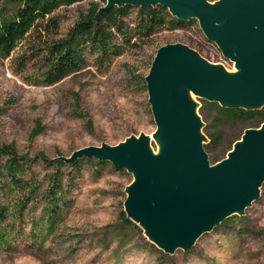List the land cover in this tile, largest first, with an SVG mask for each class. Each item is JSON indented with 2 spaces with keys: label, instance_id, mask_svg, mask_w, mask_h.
Here are the masks:
<instances>
[{
  "label": "rangeland",
  "instance_id": "obj_1",
  "mask_svg": "<svg viewBox=\"0 0 264 264\" xmlns=\"http://www.w3.org/2000/svg\"><path fill=\"white\" fill-rule=\"evenodd\" d=\"M90 1L61 6L40 20L9 57H0V145L12 144L19 153L31 156L68 157L82 148L117 145L146 134L155 155L157 125L148 90L137 76L148 73L157 49L183 43L229 73L236 72L235 64L205 36L196 20L183 28L167 23L103 66L96 55H88V65L80 71L52 85L40 83L46 48L66 35ZM131 12L129 19L134 20L136 7ZM52 16L60 18L58 29L49 22ZM192 99L200 101L193 93ZM86 116L93 122L91 130ZM38 123L43 129L33 135ZM50 172L42 161L31 170V176L42 183L41 192ZM62 175L65 191L56 225L51 228L42 222L48 215L45 203L41 195L34 196L23 214L9 218L12 237L0 241V264H264V182L260 196L242 215H232L193 246L167 253L127 214V187L133 174L109 161L100 165L84 158L79 169L64 166ZM22 196L18 191L10 194L12 213ZM35 223L41 227L35 228Z\"/></svg>",
  "mask_w": 264,
  "mask_h": 264
},
{
  "label": "water",
  "instance_id": "obj_2",
  "mask_svg": "<svg viewBox=\"0 0 264 264\" xmlns=\"http://www.w3.org/2000/svg\"><path fill=\"white\" fill-rule=\"evenodd\" d=\"M162 5L181 19H197L205 36L240 72L229 73L194 48L160 46L145 75L148 101L160 146L156 157L150 135L103 143L59 156L67 162L94 157L133 174L126 211L167 253L193 246L226 218L260 196L264 182V122L245 129L222 160L211 163L198 98L222 106H264V0H106L113 6Z\"/></svg>",
  "mask_w": 264,
  "mask_h": 264
},
{
  "label": "trees",
  "instance_id": "obj_3",
  "mask_svg": "<svg viewBox=\"0 0 264 264\" xmlns=\"http://www.w3.org/2000/svg\"><path fill=\"white\" fill-rule=\"evenodd\" d=\"M80 1L83 0H0V57H9L18 43L40 20L46 19L61 6ZM105 5L106 0H91L87 10L80 12L66 35L48 45L41 59L43 72L39 77L40 83L52 85L80 71L88 65V55H96L97 63L103 66L111 58L120 55L125 47L138 46L167 23L176 28H183L197 20H181L162 5L127 4L103 9ZM134 7L137 14L135 19L131 20L129 17ZM49 19L50 24L58 29L60 18L52 16ZM137 77L141 86L147 88L145 75ZM199 100V113L205 123L203 131L208 137L204 148L211 163L225 158L245 129L259 127L264 122V106L257 109L231 108L218 102L202 98ZM86 118V127L91 130L93 122L88 116ZM42 129L38 123L33 135L39 134ZM84 158L95 159L100 165L107 163L106 160L85 156L72 162L64 161L60 157H48L44 153L31 156L19 153L12 144L0 145V241L8 242L12 237L9 218L23 214L33 197L38 194L43 197L48 214L42 222L51 228L54 227L60 218V202L65 191L62 168L69 165L79 169L80 159ZM39 161L51 169L44 192H41L42 183L30 174L34 164ZM14 191L23 193L15 203L16 213L11 212L13 204L10 202V194ZM232 217L225 219L221 224ZM34 227L41 226L35 223Z\"/></svg>",
  "mask_w": 264,
  "mask_h": 264
},
{
  "label": "bare ground",
  "instance_id": "obj_4",
  "mask_svg": "<svg viewBox=\"0 0 264 264\" xmlns=\"http://www.w3.org/2000/svg\"><path fill=\"white\" fill-rule=\"evenodd\" d=\"M226 69V68H225ZM227 70V69H226ZM238 72H240V69H236V73H238ZM187 95H188V97L190 98V99H192V94L190 93V92H187ZM159 154H160V146H159V148H158V151H156L155 152V156L156 157H158L159 156Z\"/></svg>",
  "mask_w": 264,
  "mask_h": 264
}]
</instances>
